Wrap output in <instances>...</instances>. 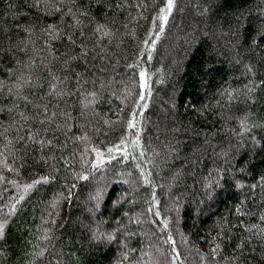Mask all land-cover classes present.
<instances>
[{"label": "trees", "instance_id": "1", "mask_svg": "<svg viewBox=\"0 0 264 264\" xmlns=\"http://www.w3.org/2000/svg\"><path fill=\"white\" fill-rule=\"evenodd\" d=\"M0 0V264H264V0Z\"/></svg>", "mask_w": 264, "mask_h": 264}, {"label": "snow or ice", "instance_id": "2", "mask_svg": "<svg viewBox=\"0 0 264 264\" xmlns=\"http://www.w3.org/2000/svg\"><path fill=\"white\" fill-rule=\"evenodd\" d=\"M169 6H171V0H170V4H169Z\"/></svg>", "mask_w": 264, "mask_h": 264}]
</instances>
